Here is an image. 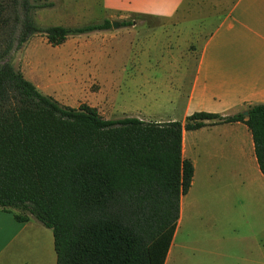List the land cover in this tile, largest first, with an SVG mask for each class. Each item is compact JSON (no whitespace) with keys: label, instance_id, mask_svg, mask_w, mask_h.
Segmentation results:
<instances>
[{"label":"trees","instance_id":"16d2710c","mask_svg":"<svg viewBox=\"0 0 264 264\" xmlns=\"http://www.w3.org/2000/svg\"><path fill=\"white\" fill-rule=\"evenodd\" d=\"M52 5L0 0V210L50 228L56 264H164L193 177L183 129L245 122L264 175V104L247 115L195 112L184 122L109 119L86 103L62 105L16 69L10 53L36 34L59 45L112 22L39 24L35 10Z\"/></svg>","mask_w":264,"mask_h":264},{"label":"crops","instance_id":"0c3cea01","mask_svg":"<svg viewBox=\"0 0 264 264\" xmlns=\"http://www.w3.org/2000/svg\"><path fill=\"white\" fill-rule=\"evenodd\" d=\"M101 1L107 19L165 21L152 32L172 38L164 44L165 65L149 69L151 84L142 92L135 74L148 53L134 55L130 82L137 95L131 109L122 108L123 116L184 122L195 112L227 116L264 104V0H203L192 11L187 5L189 13L184 9L179 18L189 0ZM89 42L69 54L70 74H101L102 88H116L98 41ZM71 81L68 87L78 90L76 79ZM181 153L192 163L193 177L180 197L164 264H264V175L247 124L183 129ZM30 217L19 222L0 210V264H56L52 230Z\"/></svg>","mask_w":264,"mask_h":264},{"label":"rangeland","instance_id":"374dc122","mask_svg":"<svg viewBox=\"0 0 264 264\" xmlns=\"http://www.w3.org/2000/svg\"><path fill=\"white\" fill-rule=\"evenodd\" d=\"M53 3L50 7L35 10V20L41 25L62 24L78 26L92 22H100L106 18L101 0H47ZM203 0H189L179 9L177 18L181 16L187 5L194 10V4L201 5ZM196 8V7H194ZM189 13L185 9V14ZM117 21L118 26L109 29L98 30L87 34L70 36L59 45H52L43 34L32 36L21 48L13 50L10 60L13 66L20 70L23 75L50 93L60 104L78 107L86 103L98 108L99 112L109 119L124 117L121 114L123 107H133V100L137 95L136 88L130 82L131 72L135 70L134 55L139 52L147 54L141 59V74H135L140 79V91L149 87V69L163 67L168 55L165 43L171 37L152 32L155 27L166 25L165 21L151 20L146 17L137 18L130 25L123 26ZM167 28V27H164ZM89 41H98L97 47L105 57L103 63H110L108 77L113 79L116 88H102L101 74H79L73 77L70 72L73 68V60L69 61V54L77 47L83 46ZM90 43V42H89ZM88 43V44H89ZM170 45V42H167ZM95 52V51H94ZM99 53V52H97ZM164 78L157 75V78ZM76 79L78 90L68 87L69 81ZM72 82V81H71ZM104 84V83H103ZM163 84V83H162ZM72 89V90H70ZM105 89H108L105 92ZM163 89V88H161ZM104 90V91H103ZM160 95V94H159ZM161 105H165V98L160 95L157 98ZM167 104V103H166ZM13 212L20 213L18 210ZM31 222L45 229L41 222L30 217Z\"/></svg>","mask_w":264,"mask_h":264},{"label":"water","instance_id":"95a60500","mask_svg":"<svg viewBox=\"0 0 264 264\" xmlns=\"http://www.w3.org/2000/svg\"><path fill=\"white\" fill-rule=\"evenodd\" d=\"M111 22H112V27H113V28H115V27H117V26H118V23H117V21H115V20H112ZM247 113H248L247 111H245V112H244V114H245V115H247Z\"/></svg>","mask_w":264,"mask_h":264}]
</instances>
